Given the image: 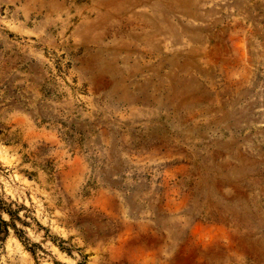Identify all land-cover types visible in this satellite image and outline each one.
Wrapping results in <instances>:
<instances>
[{
  "label": "rangeland",
  "instance_id": "374dc122",
  "mask_svg": "<svg viewBox=\"0 0 264 264\" xmlns=\"http://www.w3.org/2000/svg\"><path fill=\"white\" fill-rule=\"evenodd\" d=\"M0 222V264H264V0H0Z\"/></svg>",
  "mask_w": 264,
  "mask_h": 264
},
{
  "label": "trees",
  "instance_id": "16d2710c",
  "mask_svg": "<svg viewBox=\"0 0 264 264\" xmlns=\"http://www.w3.org/2000/svg\"><path fill=\"white\" fill-rule=\"evenodd\" d=\"M21 210H26V208L24 206H19L18 209L12 211V210H8L7 208H4L2 206V212H4L9 218L8 222L2 221V226H12V227H14V221L15 220H17V221L21 220L17 216L18 212H20ZM0 225H1V222H0Z\"/></svg>",
  "mask_w": 264,
  "mask_h": 264
}]
</instances>
